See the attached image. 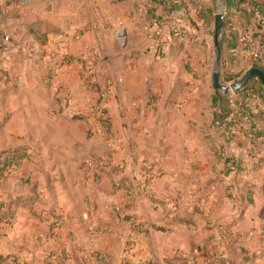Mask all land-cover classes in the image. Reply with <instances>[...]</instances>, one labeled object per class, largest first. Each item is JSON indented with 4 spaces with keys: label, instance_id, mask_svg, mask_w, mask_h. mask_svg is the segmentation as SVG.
Segmentation results:
<instances>
[{
    "label": "crops",
    "instance_id": "1",
    "mask_svg": "<svg viewBox=\"0 0 264 264\" xmlns=\"http://www.w3.org/2000/svg\"><path fill=\"white\" fill-rule=\"evenodd\" d=\"M206 1L0 0V148L27 153L0 178V208L11 212L0 219V254L32 264L61 250L68 264H264V153L240 129L243 116L210 124L224 94L203 60L217 12ZM249 1L223 0L222 35L250 67L264 11ZM85 75L109 87L112 146L89 130Z\"/></svg>",
    "mask_w": 264,
    "mask_h": 264
},
{
    "label": "trees",
    "instance_id": "2",
    "mask_svg": "<svg viewBox=\"0 0 264 264\" xmlns=\"http://www.w3.org/2000/svg\"><path fill=\"white\" fill-rule=\"evenodd\" d=\"M190 5L192 7L194 6H198V2H193L191 3V0H188ZM248 1V0H247ZM251 4H253L255 6L256 9H258L259 11H264V0H250L249 1ZM202 8L197 10V14L203 19L205 20L206 15L205 13L207 12V7L206 5L203 3H200ZM181 5L186 9V11H189V7L187 4L185 3H181ZM259 29H261V32L256 33L257 36H253V40H255V44H257L258 50L260 52H262L263 47H264V28L262 29L260 27V24H258ZM179 37H181L184 41H190L193 42V37L190 35V33L187 32H183ZM235 39H233L234 42ZM227 41H231L232 39L228 40L227 37L224 36V33L221 37V43H222V59H221V65H222V70H223V77L225 80L227 81H235L237 80L244 72L247 68H250L252 66H257L261 69H263L261 66H259L257 64V61H252V66L249 67V64H247L246 60H244V58L237 54V53H233L228 51L227 47L224 45ZM254 46V45H253ZM70 59V56H64L62 58V61H68ZM211 72V71H210ZM210 72H206L208 73V75H210ZM255 78V77H252ZM250 78L241 88H239L238 90H235V96L232 97H227L224 95H220L218 96L221 104L219 105V108L217 110L213 109L212 110V119L210 124L214 125L215 123L222 126L224 123L230 124L232 121L236 120V117L229 119L228 118V113L230 111L231 105L229 103L230 99H233L234 102H236V104L239 106L237 112L241 115V116H246V115H250L249 111L242 108L241 104L242 102L248 100L249 98H251V96L258 92L259 90H264V87L262 86L260 80L258 78H256V83H250V80L252 79ZM87 79V78H86ZM258 82V83H257ZM102 83L99 82L98 80L93 81V82H89V87L90 88H97L98 90H100L102 88ZM103 124L105 125V128L107 130V132L109 134H111L109 126H110V118L109 116H107L105 119H103ZM236 123V122H232L231 124ZM238 124V122H237ZM240 129H242L244 131V133L250 138L251 140V147L253 150L258 151L259 148L261 147V140H256V138H260L263 134V131L259 128L253 127L248 125V126H242V122L239 124ZM27 155L25 148H11V149H3L0 151V178H2L3 173L7 170L10 169L11 165L20 161L22 158H24ZM224 164V168L225 171L227 172L228 170H232L227 168L226 163L230 159L229 157H227L226 155L222 154L221 158ZM233 167L235 168V162L233 161ZM233 168V169H234ZM121 182H123V184L125 185L127 191L129 190V181L125 178H121ZM11 216V212L9 211H5L3 209L0 208V219H5V218H9ZM225 232L226 229H225ZM226 236V235H225ZM67 253L65 252V250H61L59 252V254H57L54 258V261H49L48 264H68L66 259H67ZM100 257V255L98 256ZM147 262H142L139 264H145ZM0 264H28V262L26 261H19L15 256L12 255H2L0 254ZM210 264V263H208Z\"/></svg>",
    "mask_w": 264,
    "mask_h": 264
},
{
    "label": "built area",
    "instance_id": "3",
    "mask_svg": "<svg viewBox=\"0 0 264 264\" xmlns=\"http://www.w3.org/2000/svg\"><path fill=\"white\" fill-rule=\"evenodd\" d=\"M260 23L264 24V14L261 15L260 17ZM229 26L231 28H233L232 24L229 23ZM5 39L7 38L6 36L4 37ZM249 56L254 60V61H259L262 60L264 61V52H260L257 49H253L251 48L249 50ZM87 78V79H86ZM96 81V79L92 78L90 75H85L84 76V82L87 84V86L89 87V82H93ZM89 89L95 94V101L91 107V111H90V116L92 119V123L90 125V129L92 130L93 133L95 134H101V135H107L108 139H107V144L109 146L113 145V141H112V136L111 134H109L105 128V125L103 124V119H105L108 116V113L106 111V108L104 106L105 101L107 100V96H108V92H109V87L106 85H103L102 88L100 90H98L97 88H90ZM235 91H231L229 94V97H234ZM231 108L230 111L228 113V118L232 119L238 115H240L237 110H238V105L236 104V102L233 101V99H230L229 101ZM241 107L248 110L250 115H246L243 116V118L246 120V125H250L256 128L261 129L260 123H259V118L264 117V90H259L258 92L254 93L251 98H249L248 100L240 103ZM256 140H261V147H262V151L264 153V129H263V134L260 138H256ZM227 168L229 169H233V161L229 160L226 163ZM149 176L147 175L146 179H148ZM118 185L121 186L124 190L127 191L125 185L123 184V182H121V180H118ZM83 217L86 218V215H83ZM89 230H92L93 227L89 226L88 227ZM221 234L223 236L226 235L225 229L221 230ZM148 264V263H145Z\"/></svg>",
    "mask_w": 264,
    "mask_h": 264
},
{
    "label": "water",
    "instance_id": "4",
    "mask_svg": "<svg viewBox=\"0 0 264 264\" xmlns=\"http://www.w3.org/2000/svg\"><path fill=\"white\" fill-rule=\"evenodd\" d=\"M224 25V15L222 12L215 14L214 31H213V46L215 51L214 69L211 73V86L215 94H224L229 96L231 91L241 88L250 78L256 77L260 80L264 87V71L257 67L252 66L245 70V72L235 81L226 84L222 80L221 71L219 70L222 56V43L221 36ZM122 37V34L119 35Z\"/></svg>",
    "mask_w": 264,
    "mask_h": 264
},
{
    "label": "rangeland",
    "instance_id": "5",
    "mask_svg": "<svg viewBox=\"0 0 264 264\" xmlns=\"http://www.w3.org/2000/svg\"><path fill=\"white\" fill-rule=\"evenodd\" d=\"M215 2H213V4H212V8H214V9H216V11L217 12H222L223 13V9H224V6H225V4H224V2H223V0H214ZM206 2H209V0H207ZM216 12V13H217ZM198 30V29H197ZM201 30V29H200ZM202 30H203V28H202ZM213 30H214V25H213ZM197 32V31H196ZM197 34H199V32L197 33ZM200 38H202V36L201 37H199L198 39H200ZM206 39V47H205V49H204V53L203 54H205L204 55V58L205 59H203L204 61H205V63H206V65L207 66H209L208 68H210V70H211V72L213 71V69H214V61H215V51H214V46H213V33H211L209 36H207V37H205ZM201 49H202V47H200ZM202 54V55H203ZM221 59H222V56H221ZM209 70V69H208ZM219 70L221 71V76H223V70H222V65L220 64V67H219ZM224 82V81H223ZM224 83H226V82H224ZM227 83H229V82H227ZM226 83V84H227ZM89 130L91 131V129H90V127H89ZM92 132V131H91ZM2 135L3 134H0V144H2ZM1 150H3V148L1 147L0 148V151ZM15 164H17V162L15 163ZM15 164H12V165H15ZM8 171V170H7ZM3 181H1V183H0V190H3V183H2ZM116 184V183H115ZM82 219H87V217L85 218V217H83ZM55 248V247H54ZM50 250H52V249H49V251ZM47 251V250H46ZM54 261V259H47L44 263H46V264H48V262L49 261ZM28 262V264H32V262H30V261H27ZM80 262V264L81 263H83V262H81V261H79Z\"/></svg>",
    "mask_w": 264,
    "mask_h": 264
}]
</instances>
